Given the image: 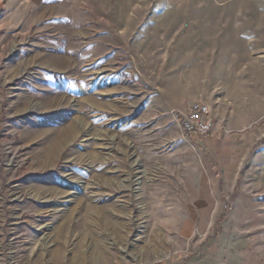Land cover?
<instances>
[{
	"label": "rangeland",
	"instance_id": "1",
	"mask_svg": "<svg viewBox=\"0 0 264 264\" xmlns=\"http://www.w3.org/2000/svg\"><path fill=\"white\" fill-rule=\"evenodd\" d=\"M197 101L210 147L174 118ZM0 264H264V0H0Z\"/></svg>",
	"mask_w": 264,
	"mask_h": 264
},
{
	"label": "bare ground",
	"instance_id": "2",
	"mask_svg": "<svg viewBox=\"0 0 264 264\" xmlns=\"http://www.w3.org/2000/svg\"><path fill=\"white\" fill-rule=\"evenodd\" d=\"M3 49V48H2ZM3 50H7V45H5ZM49 55H52L49 54ZM54 56V55H53ZM42 61V63H47V64H52L54 66L55 63H57V61L55 60V57L49 56V58L44 57V55H36V57H34V59H39ZM51 58V59H50ZM11 68L12 66H5L3 69V72L5 75L10 74L11 72ZM44 105H43V109L44 110H48L51 109L52 107L56 106L57 101L59 99V95L55 94L53 91L49 92V91H44ZM29 100V97L26 96L24 94V96H21L20 98H18L17 100L13 99V102L18 103V105L20 106H25V103ZM14 104V103H13ZM25 109H19V111H22ZM68 118V117H67ZM65 118L64 120H62V126L58 129H56L53 132H40L43 134L44 136V144L41 147L43 154L46 155V157H52L55 155V153L57 152V150L59 148H61L65 141L67 140L68 137H70L72 135V133L75 131V122L77 119L75 118H69L67 119ZM51 121H47L46 119H43L41 124H51ZM30 123L31 125H25L23 127V134H24V138H29L31 133H38L40 129H38V127L35 125V123H33L31 120H28V122H25V124ZM93 177L97 180V181H104L106 179L104 173H100V174H93ZM108 182V179L105 181ZM41 183V182H40ZM52 185H55V183H51ZM28 186H30L31 188L36 189L37 191H43L44 188L42 186H40V184H38L37 182H33V183H28ZM54 186H52L51 188L53 189ZM49 187H46V189H51ZM82 199L84 200V196H82ZM90 204L93 206V208L98 212V214L101 215L102 218H109L111 217L114 212L116 213L118 211L117 207L118 205L116 204V202L114 203L113 201H105L104 204H100L97 205L96 203H93V200L89 199ZM109 207H114V208H109ZM110 210V212L108 211ZM100 257H102L100 255Z\"/></svg>",
	"mask_w": 264,
	"mask_h": 264
},
{
	"label": "built area",
	"instance_id": "3",
	"mask_svg": "<svg viewBox=\"0 0 264 264\" xmlns=\"http://www.w3.org/2000/svg\"><path fill=\"white\" fill-rule=\"evenodd\" d=\"M174 118L183 133L206 136L214 131L211 108L200 101L194 102L186 113H175Z\"/></svg>",
	"mask_w": 264,
	"mask_h": 264
},
{
	"label": "crops",
	"instance_id": "4",
	"mask_svg": "<svg viewBox=\"0 0 264 264\" xmlns=\"http://www.w3.org/2000/svg\"><path fill=\"white\" fill-rule=\"evenodd\" d=\"M191 52V51H190ZM190 52H185V56H184V59H186L185 60V62H183L184 63V66H183V71L185 70V73H186V75H189L190 74V77H191V69H192V65L194 64V63H191L192 61L190 60L189 62L187 61V57H188V55L190 54V55H192ZM247 74V73H246ZM245 75H242V77L243 78H245L246 79V76L244 77ZM80 77V76H79ZM227 78L228 79H234V77H233V74L229 71L228 72V76H227ZM195 79V78H194ZM203 79V78H202ZM246 84H247V82H245ZM230 85V84H229ZM204 86V85H203ZM203 89H209L210 91L212 90L213 92H214V90L215 89H219L218 87L217 88H215L213 85H211V84H208L207 86H205V88H203ZM215 99H216V97H215ZM217 100H219V98H217L216 99V101H214V104L215 105H218V101ZM215 128H214V131L211 133V134H209V135H206V136H196V137H198L200 140H199V142L200 143H203V144H205L206 146H213V145H215V143H214V141H216L218 138H219V136H220V134H219V132H216L219 128H220V126L218 125V122H217V120L215 119ZM248 125H249V122H245V123H243L241 126H238V129H245V128H247L248 127ZM230 128L232 129H230L231 131H229V133L230 134H228V135H230V136H235V138L234 139H237L238 137H239V139H240V137H242L241 135H239V134H237L236 135V133L235 132H239V131H236V130H233V128H234V126H230ZM227 135V136H228ZM195 136V135H194ZM228 140V139H227ZM227 140H225V141H227ZM214 143V144H213ZM231 149H232V147H230V148H228V149H223V153H225V154H227V153H233L232 151H231Z\"/></svg>",
	"mask_w": 264,
	"mask_h": 264
},
{
	"label": "trees",
	"instance_id": "5",
	"mask_svg": "<svg viewBox=\"0 0 264 264\" xmlns=\"http://www.w3.org/2000/svg\"><path fill=\"white\" fill-rule=\"evenodd\" d=\"M184 135L187 137V138H191L192 139V135L191 134H188V133H186V132H184Z\"/></svg>",
	"mask_w": 264,
	"mask_h": 264
}]
</instances>
